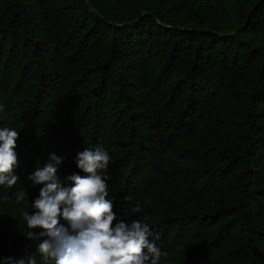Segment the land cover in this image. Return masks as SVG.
<instances>
[{
	"label": "trees",
	"instance_id": "obj_1",
	"mask_svg": "<svg viewBox=\"0 0 264 264\" xmlns=\"http://www.w3.org/2000/svg\"><path fill=\"white\" fill-rule=\"evenodd\" d=\"M258 1L0 0V128L18 132V181L0 186V264H55L26 236L41 231L23 213L44 186L29 176L54 154L71 187L85 175L77 154L97 146L110 155L106 199L149 225L168 253L159 264H264Z\"/></svg>",
	"mask_w": 264,
	"mask_h": 264
},
{
	"label": "clouds",
	"instance_id": "obj_2",
	"mask_svg": "<svg viewBox=\"0 0 264 264\" xmlns=\"http://www.w3.org/2000/svg\"><path fill=\"white\" fill-rule=\"evenodd\" d=\"M17 139L16 130L0 128V186L17 184ZM109 162L104 148H85L76 157L77 167L85 175L69 176L71 187L60 185L56 173L61 159L54 154L48 164L29 176L33 184L44 185L31 205L36 211L23 213L29 229H41L26 235L29 240L40 241L36 247L41 260L51 259L55 264H159L161 256L168 255L149 240L152 233L147 223L135 219L129 224L117 216L113 202L106 199ZM25 195L19 192L17 202ZM124 200L132 197L125 196ZM140 210L139 203L131 209L132 213ZM61 217L68 221L71 232L60 224ZM17 264H37V259L29 256L27 262L20 259Z\"/></svg>",
	"mask_w": 264,
	"mask_h": 264
},
{
	"label": "water",
	"instance_id": "obj_3",
	"mask_svg": "<svg viewBox=\"0 0 264 264\" xmlns=\"http://www.w3.org/2000/svg\"><path fill=\"white\" fill-rule=\"evenodd\" d=\"M260 1H261V0H259V1L257 2V4H258ZM87 3L89 4V0H87ZM257 4H256L253 8H255V7L257 6ZM253 8H252V9H253ZM250 13H251V11H250ZM250 13H249L248 16H247V18H246V20H245V23H244L239 29H236L235 31H233L231 34H234V33L238 32L241 28H243V27L247 24V22H248V20H249Z\"/></svg>",
	"mask_w": 264,
	"mask_h": 264
}]
</instances>
